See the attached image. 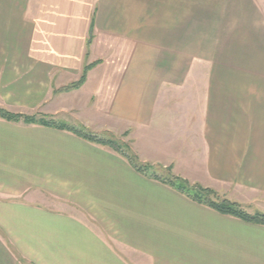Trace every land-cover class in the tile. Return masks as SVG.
Returning <instances> with one entry per match:
<instances>
[{
	"label": "crops",
	"instance_id": "crops-1",
	"mask_svg": "<svg viewBox=\"0 0 264 264\" xmlns=\"http://www.w3.org/2000/svg\"><path fill=\"white\" fill-rule=\"evenodd\" d=\"M0 108L264 213V0H0ZM0 264H264V225L0 119Z\"/></svg>",
	"mask_w": 264,
	"mask_h": 264
},
{
	"label": "trees",
	"instance_id": "trees-1",
	"mask_svg": "<svg viewBox=\"0 0 264 264\" xmlns=\"http://www.w3.org/2000/svg\"><path fill=\"white\" fill-rule=\"evenodd\" d=\"M90 43L91 42H89V44ZM98 63L99 62L87 65L83 70L80 80L64 88L62 91L69 92L81 88L87 80L89 71L98 65ZM0 119L13 123L22 122L29 125H41L49 128L69 131L92 143L110 147L117 153L123 155L138 172L170 185L193 201L206 205L223 215L233 216L245 221L264 225V213L258 212L255 214H249L240 204L220 196L212 189H207L200 185H191L186 180L173 175L170 170L167 172H160L149 164L141 163L138 156L131 150L128 144L117 139L110 133L96 134L84 126L70 124L63 120L45 116H27L23 114L11 113L1 108Z\"/></svg>",
	"mask_w": 264,
	"mask_h": 264
}]
</instances>
